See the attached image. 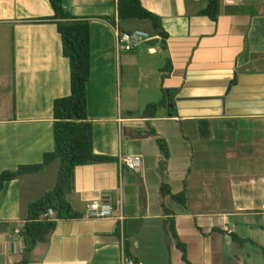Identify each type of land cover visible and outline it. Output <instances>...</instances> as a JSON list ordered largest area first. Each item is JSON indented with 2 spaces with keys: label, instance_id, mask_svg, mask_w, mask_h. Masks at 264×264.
I'll return each instance as SVG.
<instances>
[{
  "label": "crops",
  "instance_id": "0c3cea01",
  "mask_svg": "<svg viewBox=\"0 0 264 264\" xmlns=\"http://www.w3.org/2000/svg\"><path fill=\"white\" fill-rule=\"evenodd\" d=\"M140 1L161 17L166 50L160 41L143 43L144 51L141 45L118 49L116 28L145 29L135 20H119L116 0H63L72 15L90 18L87 114L93 150L117 161L75 167L67 199L83 216L56 220L49 240L31 251L29 264H121L122 249L144 264H184L172 240L170 257L163 255L162 156L155 138L128 133L145 127L147 118L133 110L124 74L132 60L138 69L154 71L150 58L157 53L171 61L170 74L162 78L159 68L158 78L162 94L170 91L172 114L167 108L148 121L169 148L165 173L171 192L187 194L185 206L169 196L164 201L188 259L264 264V0H222L215 21L199 14L207 0ZM52 14L49 0H0V45L9 41L12 48L10 80L0 73V89L10 84L6 99L5 90L0 93V172L39 163L54 146L53 101L70 93L69 63L56 24L27 21ZM201 120L209 121L206 137L199 134ZM126 153L141 155L140 171L120 166ZM44 172L21 175L0 191V264L21 258L24 242L16 230L28 203L39 197L32 176ZM109 191L115 193L113 216L87 217L88 205L109 200ZM231 233L248 240L238 243Z\"/></svg>",
  "mask_w": 264,
  "mask_h": 264
},
{
  "label": "trees",
  "instance_id": "16d2710c",
  "mask_svg": "<svg viewBox=\"0 0 264 264\" xmlns=\"http://www.w3.org/2000/svg\"><path fill=\"white\" fill-rule=\"evenodd\" d=\"M53 14L49 17L29 19V22H47L56 24L62 42V53L68 59L70 93L57 97L53 101V140L51 151L43 153L42 161L33 164H19L14 169H5L0 172V191L6 182L24 174H35L46 169L54 162H59L54 187L44 192L39 198L27 205V215L18 234L23 238L24 246L21 258L16 264H29L31 251L40 242H47L58 219H73L82 217L83 214L75 210L67 199V195L73 189V173L78 165L97 162H114V156L97 154L93 150V124L87 114V83L90 79V18L72 15L65 7L63 0H49ZM117 18L119 20H146L149 23V31L153 37L159 38V45L163 50L167 49L168 33L164 30L161 17L146 9L140 0H116ZM199 14L216 20L220 14V0H207L206 6ZM111 24L115 23L114 17L104 16ZM162 78L171 72V61L166 58L165 65L161 69ZM168 108L166 90L157 102L149 103L140 113L141 118H147L145 127H131L128 133L133 137L154 136L162 159L159 162L161 185L159 189L160 204L165 219L167 230L175 247L181 252V260L184 264H192L187 257L186 244L180 240L176 228L173 212L166 207L165 197L169 196L177 203L185 206L187 202L186 191L172 193L170 185L166 181V161L169 157V148L166 140L160 137L151 126L148 118L156 117L159 109ZM209 121H199V134L207 136ZM49 208L54 212V219H40V216ZM219 230V229H215ZM233 240L238 243L246 242L244 239L231 233Z\"/></svg>",
  "mask_w": 264,
  "mask_h": 264
},
{
  "label": "rangeland",
  "instance_id": "374dc122",
  "mask_svg": "<svg viewBox=\"0 0 264 264\" xmlns=\"http://www.w3.org/2000/svg\"><path fill=\"white\" fill-rule=\"evenodd\" d=\"M135 21H137L136 25H138L140 28H143L145 30L148 29L144 27V25H147V26L149 25V23L146 20L135 19ZM10 33L11 32L7 31L5 36L7 38H10V35H9ZM141 48L143 51L146 49L144 44H141ZM11 49H12L11 43L9 41L8 42L6 41L4 45H0V73L1 75L3 76L5 75L7 77V81L10 80V78L8 79V75L11 74V66H12V60H11L12 57L10 54ZM150 59L152 60L154 71H151V70L149 71L146 67L144 69H138V67H135L136 62L132 60V67L130 69V72L124 74V75H128V79L130 80V83H131V93H130L129 98L132 103V108L133 110L138 111L140 113L141 111L144 110L147 104L151 102H157L163 96L160 90V85H159L158 70L159 68H163L165 65V55L161 53H157L151 56ZM140 67H142V62L139 65V68ZM121 86H122V91H124V77L123 76L121 77ZM4 90H5V99H6L7 98L6 96H8L9 91H10L9 83L5 85ZM4 90L1 87L0 93H3L2 91ZM167 111H168L167 108L166 110H163V109L159 110L160 114H164ZM58 165H59V162L54 161L46 167V169L44 170L45 172L43 174L32 176L34 179V183H35L34 185L32 182L36 196L40 197L43 192L47 190H51L54 187L55 178H56V174H57L58 167H59ZM163 242L165 245L163 247L164 249L163 255L166 258H169L170 255L168 253L164 237H163Z\"/></svg>",
  "mask_w": 264,
  "mask_h": 264
},
{
  "label": "built area",
  "instance_id": "2783aa9c",
  "mask_svg": "<svg viewBox=\"0 0 264 264\" xmlns=\"http://www.w3.org/2000/svg\"><path fill=\"white\" fill-rule=\"evenodd\" d=\"M116 46L118 49L129 51L145 43V41L154 38L149 32L142 29H135L132 31H123L118 28L115 29ZM120 166L138 172L142 166V157L138 154H123L118 160ZM114 209L109 200H94L88 207L86 216L90 218H108L113 216ZM54 219V212L49 208L45 213L40 216V219ZM120 220L123 217L118 216ZM19 232V230H16ZM121 264H144L143 261L135 259L134 257L127 255L122 249Z\"/></svg>",
  "mask_w": 264,
  "mask_h": 264
},
{
  "label": "water",
  "instance_id": "95a60500",
  "mask_svg": "<svg viewBox=\"0 0 264 264\" xmlns=\"http://www.w3.org/2000/svg\"><path fill=\"white\" fill-rule=\"evenodd\" d=\"M221 3H222V0H220V6H221ZM158 42H159V38L154 37L152 39H149V40L145 41V44L153 46V45L157 44ZM166 94L168 96L170 95V91L168 89L166 90ZM222 100H223V98H222ZM171 108H172V102L169 100L168 101V110H169L168 111V114L169 115L172 114V111H171L172 109ZM106 194L109 197V201L112 204L113 209H115V207H116V204H115V202H116V200H115V193L113 191H109ZM162 229H163L165 244H166L167 250L169 252L170 249H171L170 248L171 247V237H170V234H169V232L167 230V220L166 219L163 220ZM13 238H14V240H16L18 238V236H14ZM14 244H15V242H13L12 247H14Z\"/></svg>",
  "mask_w": 264,
  "mask_h": 264
}]
</instances>
